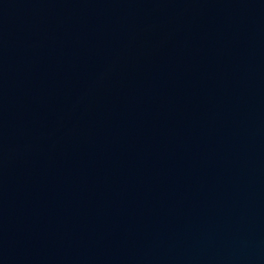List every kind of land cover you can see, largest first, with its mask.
<instances>
[{
  "label": "water",
  "instance_id": "95a60500",
  "mask_svg": "<svg viewBox=\"0 0 264 264\" xmlns=\"http://www.w3.org/2000/svg\"><path fill=\"white\" fill-rule=\"evenodd\" d=\"M0 264H264V0H0Z\"/></svg>",
  "mask_w": 264,
  "mask_h": 264
}]
</instances>
